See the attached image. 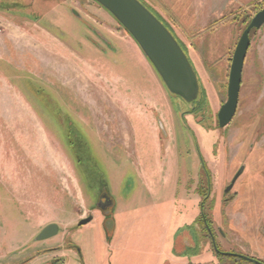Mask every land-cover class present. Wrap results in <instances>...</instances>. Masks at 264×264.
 <instances>
[{
  "label": "rangeland",
  "instance_id": "374dc122",
  "mask_svg": "<svg viewBox=\"0 0 264 264\" xmlns=\"http://www.w3.org/2000/svg\"><path fill=\"white\" fill-rule=\"evenodd\" d=\"M144 2L176 32L199 75L204 100L192 111L167 95L131 37L94 1L0 0V264H46L53 253L60 264H118L122 257L173 264L181 258L173 250L177 227L200 228L198 202L155 201L169 194V161L178 162L190 196L210 179L207 205L221 209L210 212L215 225L243 220L230 218V208L254 203L264 154L243 151L264 147V24L250 33L234 117L221 128L217 112L235 45L264 0L207 27L200 26V0ZM242 164L235 188L243 196L223 207V190ZM149 169L151 189L141 181ZM103 187L118 212L112 238L96 206ZM50 223L57 235L36 240ZM58 244L62 250L44 251ZM206 249L199 243L190 264H202Z\"/></svg>",
  "mask_w": 264,
  "mask_h": 264
},
{
  "label": "water",
  "instance_id": "95a60500",
  "mask_svg": "<svg viewBox=\"0 0 264 264\" xmlns=\"http://www.w3.org/2000/svg\"><path fill=\"white\" fill-rule=\"evenodd\" d=\"M102 7L131 37L145 61L169 97L175 96L191 105L190 111L204 100L203 88L197 71L186 52L182 41L171 26L144 0H92ZM71 12L80 18L75 9ZM264 24V8L257 11L242 31L233 51L227 84V99L217 112L218 126L230 123L238 106L241 77L246 54L250 45V33ZM182 114L180 117L182 118ZM239 169L235 178L240 174ZM234 178V179H235ZM227 187L226 191L229 190ZM99 216L104 217L108 237H112L115 220V201L103 187L97 197ZM93 219L90 214L77 222L85 225ZM59 231L56 223L44 226L36 235L42 241L55 236Z\"/></svg>",
  "mask_w": 264,
  "mask_h": 264
},
{
  "label": "flooded vegetation",
  "instance_id": "af4514ba",
  "mask_svg": "<svg viewBox=\"0 0 264 264\" xmlns=\"http://www.w3.org/2000/svg\"><path fill=\"white\" fill-rule=\"evenodd\" d=\"M254 148L262 149L264 154V147L256 148L254 146H248L243 153L247 155ZM200 164L203 165L204 163L201 162ZM240 168H242V171L235 178ZM244 170L245 164L240 165L237 171L232 174L228 185L224 188V194L229 193V195L222 198L223 207L226 204L231 205L233 203L235 205L241 200L243 195L241 193L240 196L239 188L235 187ZM262 177L264 179V176ZM209 180L208 178L206 187L197 188V194L194 192L199 205V213L194 220H196L200 229L198 232H192V228L188 227L185 231L183 230L179 233L176 248L179 247L185 251L182 253L178 251L177 253H184L183 258H186L185 264H190L189 256L197 254L200 243L204 248H207L206 254L203 257L204 259H202V264H264V180L257 186V192L255 191L257 194H254L249 200L254 201V203L238 208H230V218L240 216L243 217V220L237 218L235 222L230 219V222L225 220L223 224L216 223L217 225L210 218V212H216L218 206L214 208L213 205H207L210 197ZM228 186L230 188L226 191ZM206 205L207 212L205 211ZM219 205L221 208V203ZM218 211H221V209L219 210L218 208ZM225 226L226 229L224 228ZM62 249V244H58L57 246L44 249V251L56 252ZM55 255L53 253V256L46 264H60L61 258ZM180 256L182 257V255ZM29 260L23 263L20 262L19 264H25Z\"/></svg>",
  "mask_w": 264,
  "mask_h": 264
},
{
  "label": "crops",
  "instance_id": "0c3cea01",
  "mask_svg": "<svg viewBox=\"0 0 264 264\" xmlns=\"http://www.w3.org/2000/svg\"><path fill=\"white\" fill-rule=\"evenodd\" d=\"M251 1L252 0H200V6H198V8H197V10H200V15H199L200 16V26L203 25V27H207L208 24H210V23L217 24L218 19H220V17L221 18L223 16L226 17L225 16L226 11L230 12L234 9L236 10L238 8H241L242 6L247 5ZM183 15L185 16V14H183ZM187 19L189 20V22H187L188 25H193L194 15H189L187 17ZM216 20H217V22H215ZM166 157L168 158V155ZM169 158L172 159V157H169ZM164 165H165L166 171H168L167 174L165 175L166 178L164 180L167 188L164 190H168L169 192H167V193H169V194H166V196H163V197L158 196V199H155V201H158L157 203H164V204L171 203V205L175 202V200H178V199L185 200V201L189 200V201L197 202L196 196L194 194H192L190 196V194L188 193V191H189L188 185L189 184L187 185L186 184L187 182L184 184L181 183V180L179 178L180 170H179L178 162L169 161L168 163H164ZM160 173H161V175H163L162 172H160ZM142 176L144 178L141 177L142 178L141 181L144 183L143 184L144 187L151 189V186H150L151 183H150V181H147L148 178L149 179L151 178L150 169L148 170L147 173L143 172ZM116 213H118V212L117 211L114 212V214H116ZM181 228H182L181 226L177 227L175 236L178 237V235L181 231ZM114 231H115V228H114ZM114 231H113V234H114ZM113 234H112V236H113ZM167 236H168V233H166V237ZM177 237L173 241V250H176L177 252L179 251L182 253L183 251H185L184 249H181L179 247L176 248L177 247L176 242L178 239ZM164 244H165V241H164ZM170 245H172V240H171ZM170 247H172V246H170ZM162 248H164V245ZM129 250L135 251L134 249H132V247ZM183 254H179V255L183 256ZM157 255L160 256V254H157ZM123 259H124V257L120 258L118 264H132V262L127 263ZM185 263H186V258H183V257L175 258V260L173 262V264H185ZM166 264H169V262H166Z\"/></svg>",
  "mask_w": 264,
  "mask_h": 264
}]
</instances>
